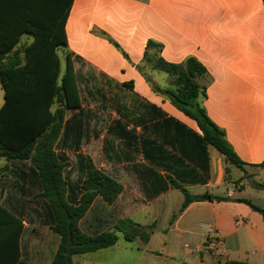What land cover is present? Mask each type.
I'll list each match as a JSON object with an SVG mask.
<instances>
[{
  "label": "crops",
  "instance_id": "crops-1",
  "mask_svg": "<svg viewBox=\"0 0 264 264\" xmlns=\"http://www.w3.org/2000/svg\"><path fill=\"white\" fill-rule=\"evenodd\" d=\"M64 31L61 49L70 54L80 106L66 109L63 120L82 110L87 128H76L56 149L65 157L62 174L67 184L81 177L76 159L80 154L121 185L111 203L96 195L78 226L95 235L122 218L153 225L146 242L126 241L118 234L113 245L74 254L79 256L74 262L72 255V261L221 264L230 259L264 264V220L238 201L264 208L259 205L264 204V187L258 185L264 184V167L257 166L264 161L263 1L72 0ZM149 40L160 44L159 56L169 63L193 56L204 66L209 81L201 105L245 163L244 170L227 164L214 147H202L193 136L200 135L196 122L153 90L151 83L167 87L169 76L145 62L144 54L153 51ZM7 164L5 174L0 173L1 197L21 214L23 232L27 225L32 232L38 226L50 230L49 242H40L46 249L35 263L49 264L59 236L28 179L17 193L5 190L7 177L18 186L14 168ZM245 177L255 185L245 183ZM172 182L199 199L181 209L183 193ZM29 197L33 206L25 204ZM28 211L32 217L26 218ZM206 226H212L214 234H208ZM23 232L19 264H27ZM184 236L194 245L184 249L189 245L182 244L188 256L183 258L177 247Z\"/></svg>",
  "mask_w": 264,
  "mask_h": 264
},
{
  "label": "trees",
  "instance_id": "trees-1",
  "mask_svg": "<svg viewBox=\"0 0 264 264\" xmlns=\"http://www.w3.org/2000/svg\"><path fill=\"white\" fill-rule=\"evenodd\" d=\"M71 3L72 0H0V85L3 90L0 157L6 162L0 166V173L10 163L19 189H23L26 179L31 188H37L36 198L45 208L52 231L59 236L49 264H75L72 255L111 246L118 234L126 241L137 238L146 242L153 227L122 218L114 223L112 229L88 235L78 226L79 219L96 195L111 203L120 192L121 185L98 169L89 156L80 154L76 159L81 163V177L67 184L62 174L65 157L56 149L61 143L66 144L71 135L74 136L76 128H87L80 118L84 114L82 110L77 112L78 117L75 115L63 120L66 109L80 106L69 53H65L66 68L58 79L56 49L66 44L64 24ZM23 34L31 35V40L19 44ZM148 45L153 51L144 54L145 62L169 76L167 87L160 88L151 83L153 90L163 94L196 122L200 135L193 136L202 147H214L227 164L244 170L245 163L201 105L200 100L209 81L204 66L193 56L180 63H169L159 56V43L149 40ZM257 166L264 167V161ZM258 185L264 187V184ZM172 186L183 193L181 209L200 197L174 182ZM210 199L220 201L226 198L210 195ZM238 201L249 205L264 220V208L246 199ZM10 203L1 199L0 191V264H19L21 257L20 238L24 224L21 214L10 207ZM221 264L249 263L225 259Z\"/></svg>",
  "mask_w": 264,
  "mask_h": 264
},
{
  "label": "rangeland",
  "instance_id": "rangeland-1",
  "mask_svg": "<svg viewBox=\"0 0 264 264\" xmlns=\"http://www.w3.org/2000/svg\"><path fill=\"white\" fill-rule=\"evenodd\" d=\"M29 36H31V35L23 34L19 44L30 41L31 37H29ZM56 52H57V55L59 57V77H58V79H60L61 75L63 74V72L66 68V55H65V52L61 49V47H57ZM2 102H3V90H2L1 85H0V105L2 104ZM3 164H5V160L2 157H0V166H3ZM5 172H6V170L2 171V174H5ZM3 179L4 178H1V180H3ZM12 179L13 178H8V177L5 178L4 180H6L7 182L6 181L3 182V185H5L4 187H5L6 191L8 190L9 192L17 193L18 192V186L14 184V181ZM244 181L247 184H253V182H251L248 179V177H245ZM247 192H253V191H251V189H247ZM255 192H258V191L255 190ZM262 192H264V190ZM1 199H2V197H1ZM31 200H32V198L29 197V199H27V201H25V204L27 206L29 204L31 206H33V200L32 201ZM259 205L264 206V204H262V203ZM27 213L28 214H27L26 218L29 216L32 217V214L29 211ZM26 218H25V221L27 222ZM49 235H50V230L45 228V227L38 226L36 228L35 232L31 231V228L29 225H27L25 227L24 232H23V236H22V248L24 251V256L26 259L25 261L27 264H35L37 262L38 256H40L42 251L44 252V248H45V246L40 245V242L43 239H44V241L49 242V240H50ZM55 236H57V235L55 234ZM179 240H180V242H178L179 245H178L177 249L182 251L183 258H184V256H187V255L183 252L184 250L181 247L182 244L187 243L189 245L187 248L183 247L184 249H192L194 244L192 243L190 236H184V237L180 238ZM44 254H45V256H49L50 253L47 250H45ZM77 256H79V255H74V262H77V259H76ZM220 261H222V260H220ZM196 264H199V262L197 261ZM213 264H217V262H214Z\"/></svg>",
  "mask_w": 264,
  "mask_h": 264
},
{
  "label": "built area",
  "instance_id": "built-area-1",
  "mask_svg": "<svg viewBox=\"0 0 264 264\" xmlns=\"http://www.w3.org/2000/svg\"><path fill=\"white\" fill-rule=\"evenodd\" d=\"M205 230L208 234H214V228L212 226H206ZM211 240L214 242L215 238L211 235Z\"/></svg>",
  "mask_w": 264,
  "mask_h": 264
},
{
  "label": "water",
  "instance_id": "water-1",
  "mask_svg": "<svg viewBox=\"0 0 264 264\" xmlns=\"http://www.w3.org/2000/svg\"><path fill=\"white\" fill-rule=\"evenodd\" d=\"M205 198H206V199H209V196H208V195H206V196H205Z\"/></svg>",
  "mask_w": 264,
  "mask_h": 264
}]
</instances>
